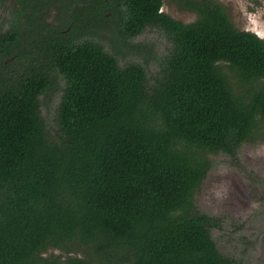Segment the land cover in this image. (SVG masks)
Segmentation results:
<instances>
[{"label":"trees","instance_id":"obj_1","mask_svg":"<svg viewBox=\"0 0 264 264\" xmlns=\"http://www.w3.org/2000/svg\"><path fill=\"white\" fill-rule=\"evenodd\" d=\"M63 1L67 30L34 39L0 25V264H240L195 196L212 155L264 140V37L219 0H178L196 14L187 23L165 0ZM109 17L123 42L165 33L154 83L85 37ZM50 90L62 94L56 136L41 105ZM54 247L98 261L46 255Z\"/></svg>","mask_w":264,"mask_h":264},{"label":"rangeland","instance_id":"obj_2","mask_svg":"<svg viewBox=\"0 0 264 264\" xmlns=\"http://www.w3.org/2000/svg\"><path fill=\"white\" fill-rule=\"evenodd\" d=\"M219 1L225 5L238 28L264 37V0ZM79 3L78 12L83 13L81 1ZM162 10L185 23L196 18V14L182 8L178 0H165ZM63 11H66L63 0H4L0 5V25L3 29H10L15 23L21 35L37 39L31 30L46 31L49 27L67 30L68 23L62 21ZM115 20L109 17L105 22H96L99 27L93 25L94 30L89 32L94 36L85 37L99 40L122 66L141 63L147 70L150 83H154L162 59L171 46L167 36L158 28L148 27L139 36L123 42L121 36L115 34L118 30ZM11 60L14 59L5 60V63ZM26 62L30 64V61ZM24 68L18 62L17 67L9 68V71L17 80ZM61 95L60 91L50 90L41 97L43 115L55 136V118ZM212 156L213 166L195 196L196 203L200 210L220 217L222 229L214 230V235L224 254L236 258L240 264H264V140L244 143L235 155ZM49 254L62 258L68 255L91 257L94 262L98 261L94 253L88 254L82 248L68 251L54 247L46 253Z\"/></svg>","mask_w":264,"mask_h":264}]
</instances>
